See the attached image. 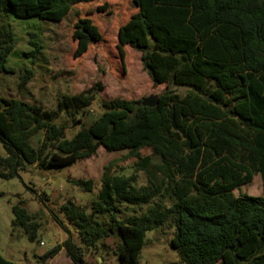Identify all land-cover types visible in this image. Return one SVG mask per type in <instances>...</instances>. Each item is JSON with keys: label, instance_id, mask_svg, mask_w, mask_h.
Returning a JSON list of instances; mask_svg holds the SVG:
<instances>
[{"label": "trees", "instance_id": "16d2710c", "mask_svg": "<svg viewBox=\"0 0 264 264\" xmlns=\"http://www.w3.org/2000/svg\"><path fill=\"white\" fill-rule=\"evenodd\" d=\"M94 0H0V12L41 18ZM138 22L123 27L122 40L146 37L141 62L154 85L167 90L158 103L120 98L100 101L105 112L91 125L79 116L95 91L63 94L55 109L0 94V177L27 165L39 169L70 166L92 157L100 146L128 151L138 176L106 168L90 207L70 200L60 211L79 238L69 235L43 254L41 264L64 249L73 264L86 249L103 245L116 232L118 264H138L146 231L173 228L170 246L184 264H264V0H134ZM38 52L40 46L31 42ZM11 24L0 21V73L14 51ZM24 70L20 87L31 77ZM170 86L188 90L179 94ZM78 129L66 137L71 125ZM41 134L34 147L30 139ZM147 148L149 155H140ZM157 159L154 161V159ZM261 179L259 196L233 190ZM93 191L91 179H72ZM1 195V192H0ZM130 213L120 216L122 211ZM12 227L34 241L40 224L23 201L12 205ZM107 216L108 222L98 220ZM0 264H19L0 255Z\"/></svg>", "mask_w": 264, "mask_h": 264}, {"label": "rangeland", "instance_id": "374dc122", "mask_svg": "<svg viewBox=\"0 0 264 264\" xmlns=\"http://www.w3.org/2000/svg\"><path fill=\"white\" fill-rule=\"evenodd\" d=\"M0 21L11 24L15 37L14 51L6 60L13 71L0 73V94L4 97L55 109L57 97L63 94L95 91L96 98L79 116L89 126L105 113L100 106L102 100L142 101L167 90L165 84L154 85L143 69L141 48L149 45L150 40L146 37L122 40L120 37L123 27L138 22L134 0L77 3L41 18H15L0 12ZM31 42L40 46L35 54H30L35 49ZM26 69L31 70V77L20 87L21 75ZM169 89L181 95L188 90L183 86H170ZM60 120L71 125L66 137L78 129V125L72 127L69 119L62 116ZM40 139L41 134H37L30 142L36 147ZM139 152L142 156L151 154L147 148ZM0 155H4L1 144ZM134 162L135 158L128 151L109 152L100 146L92 157L70 166L39 169L27 165L17 175L6 179L0 177V255L19 264H41L40 257L69 235L80 244L74 227L60 211V205L70 200L89 208L106 168L111 173L125 176L134 173L138 183L143 184L146 175L143 171L136 172ZM72 179H91L93 191L80 189L70 183ZM261 193L259 175L233 190L235 196H259ZM18 200L23 201L28 212L36 214L40 224L34 241L28 239L23 228L11 226V207ZM128 213L130 209H125L120 216ZM98 220L108 222L107 216H100ZM172 234L173 228L166 225L146 231L138 264H184L169 244ZM103 242L95 249H86L84 260L90 264H118L114 249L119 235L114 232ZM42 264L73 263L61 249Z\"/></svg>", "mask_w": 264, "mask_h": 264}, {"label": "water", "instance_id": "95a60500", "mask_svg": "<svg viewBox=\"0 0 264 264\" xmlns=\"http://www.w3.org/2000/svg\"><path fill=\"white\" fill-rule=\"evenodd\" d=\"M158 103V98L156 95H152V96H149L147 98H144L142 101H141V104L143 106H149V107H153L155 106L156 104Z\"/></svg>", "mask_w": 264, "mask_h": 264}, {"label": "built area", "instance_id": "2783aa9c", "mask_svg": "<svg viewBox=\"0 0 264 264\" xmlns=\"http://www.w3.org/2000/svg\"><path fill=\"white\" fill-rule=\"evenodd\" d=\"M42 244V243H41Z\"/></svg>", "mask_w": 264, "mask_h": 264}]
</instances>
